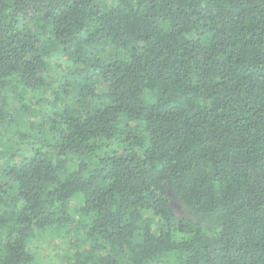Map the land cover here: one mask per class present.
<instances>
[{
	"label": "trees",
	"instance_id": "16d2710c",
	"mask_svg": "<svg viewBox=\"0 0 264 264\" xmlns=\"http://www.w3.org/2000/svg\"><path fill=\"white\" fill-rule=\"evenodd\" d=\"M42 236L264 264V0H0V264Z\"/></svg>",
	"mask_w": 264,
	"mask_h": 264
},
{
	"label": "rangeland",
	"instance_id": "374dc122",
	"mask_svg": "<svg viewBox=\"0 0 264 264\" xmlns=\"http://www.w3.org/2000/svg\"><path fill=\"white\" fill-rule=\"evenodd\" d=\"M45 93L32 92L27 100L35 104L44 98ZM30 132V131H29ZM33 252L40 264H64L67 247L63 242H59L53 237H38L33 242Z\"/></svg>",
	"mask_w": 264,
	"mask_h": 264
}]
</instances>
